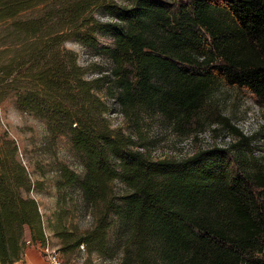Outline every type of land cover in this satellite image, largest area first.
<instances>
[{"label":"trees","instance_id":"trees-1","mask_svg":"<svg viewBox=\"0 0 264 264\" xmlns=\"http://www.w3.org/2000/svg\"><path fill=\"white\" fill-rule=\"evenodd\" d=\"M26 10L36 15L17 20ZM0 19L15 20L25 43L0 68V87L14 86L17 109L42 119L52 139L67 137L84 171L59 166L58 192L78 191L92 226L58 225V254L83 246L119 253L118 264H264V162L247 153L249 138L231 127L241 139L230 148L154 160L112 128L98 95L106 89L133 128L157 116L180 132L220 84L264 102V0H0ZM101 35L112 45L99 47ZM66 43L101 50L111 69L87 78ZM15 153L0 148V264L18 262L27 239L46 241Z\"/></svg>","mask_w":264,"mask_h":264},{"label":"rangeland","instance_id":"rangeland-1","mask_svg":"<svg viewBox=\"0 0 264 264\" xmlns=\"http://www.w3.org/2000/svg\"><path fill=\"white\" fill-rule=\"evenodd\" d=\"M34 15L36 10H26L17 20H27ZM98 18L103 22L110 21L106 17ZM14 21L0 19V68L15 62L25 47L23 37H18L14 30ZM97 41L99 47L113 43L106 35L97 36ZM65 48L76 54L78 64L88 71L87 78L107 74L111 69V63L101 50L85 48L77 43H66ZM16 94L14 86L0 87V148L5 153L16 149L13 166L24 168L30 186L28 192L22 190L21 194L37 202L44 237L50 247L57 251L60 245L55 236L58 225L68 229L77 228L80 232L92 226L90 210L83 203L80 193L74 189L58 192L59 166L65 165L78 175L84 171L67 137L52 139L42 119L17 109ZM98 95L109 107L108 119L112 128L132 134L138 144L145 145L146 153L154 160L184 159L202 150L230 148L241 139L234 131L237 130L249 138L247 153L262 158L264 162V102L244 89L218 85L199 112L197 125L187 126L184 132L175 130L173 125L157 116H146L138 128H133L123 118L119 107L108 98L106 89L98 92ZM114 185L118 195L126 192L120 183L115 182ZM113 233L114 229L110 231V237ZM35 247L43 258L40 248ZM59 256L64 264H118L121 257L119 253L112 259L89 255L84 247L68 255L59 252Z\"/></svg>","mask_w":264,"mask_h":264},{"label":"built area","instance_id":"built-area-1","mask_svg":"<svg viewBox=\"0 0 264 264\" xmlns=\"http://www.w3.org/2000/svg\"><path fill=\"white\" fill-rule=\"evenodd\" d=\"M27 246H38L43 255L46 264H64L56 250L50 247L49 242L46 241L43 244H32L29 240L26 241ZM83 247V246H81Z\"/></svg>","mask_w":264,"mask_h":264},{"label":"crops","instance_id":"crops-1","mask_svg":"<svg viewBox=\"0 0 264 264\" xmlns=\"http://www.w3.org/2000/svg\"><path fill=\"white\" fill-rule=\"evenodd\" d=\"M15 264H46V262L41 257L39 251L37 250V247L27 246L24 249L21 259Z\"/></svg>","mask_w":264,"mask_h":264}]
</instances>
